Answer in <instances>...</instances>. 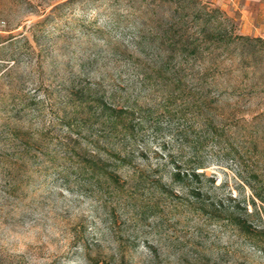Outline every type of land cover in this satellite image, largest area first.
Listing matches in <instances>:
<instances>
[{
  "label": "rangeland",
  "instance_id": "374dc122",
  "mask_svg": "<svg viewBox=\"0 0 264 264\" xmlns=\"http://www.w3.org/2000/svg\"><path fill=\"white\" fill-rule=\"evenodd\" d=\"M67 1L0 0V264H264V243L231 221L264 214L248 183L257 173L264 185V60L250 67L233 46L219 69L172 60L167 72V52L111 29L109 0H78L61 17ZM211 7L246 35L238 14ZM72 84L138 110L135 136L109 146L129 161L102 151L119 183L73 153L107 147L95 119L59 121ZM183 162L206 166L200 201L170 178Z\"/></svg>",
  "mask_w": 264,
  "mask_h": 264
},
{
  "label": "trees",
  "instance_id": "16d2710c",
  "mask_svg": "<svg viewBox=\"0 0 264 264\" xmlns=\"http://www.w3.org/2000/svg\"><path fill=\"white\" fill-rule=\"evenodd\" d=\"M78 0H68L56 7L61 9L59 16L66 17L75 8L70 5ZM100 2L106 0H85ZM111 4L109 22L113 23L111 29L124 25V31H131L139 44L149 42L155 48L169 55V61L163 64L164 71L172 60L176 61L174 70H180L184 62H208L207 72L219 69L218 60L223 55H228L229 50L241 48L242 58L247 65L252 66L253 61L260 57L264 60V39L250 35H242L234 28H229L218 19L222 14L220 8H212L211 2L203 0H109ZM158 43V44H156ZM179 66V67H178ZM176 71V70H175ZM166 72V73H167ZM177 75V74H176ZM172 81V91L183 92V79L178 75ZM170 82V81H169ZM210 85V83H209ZM204 86V85H203ZM208 86V85H207ZM115 91L107 93L101 91L98 86H91L76 90V85L64 94L62 101V114L58 118L61 124L72 129L80 127L83 123L95 119L104 129L106 149L96 146V155L87 157L83 150L73 153L81 159V165L85 170L92 171L96 177H109L113 182L119 183L117 170H110L111 165L105 162L102 151H109L111 156L120 162L117 167L125 165L129 161L127 152L109 148L120 140L132 139L136 133L135 115L137 108L129 104L116 103ZM191 104H196V94L192 95ZM208 103V102H206ZM204 103V104H206ZM100 143V142H99ZM108 145V146H107ZM87 152V149H86ZM206 166L203 162L176 163L170 174L172 182L183 184L189 193L197 200L203 198V183L206 178L205 171H199ZM259 184L248 182L253 193L263 206L264 213V185L258 180L259 175L253 176ZM214 183V180H210ZM162 188H165L162 186ZM206 193V192H205ZM256 204V202H255ZM232 223L242 232L253 236L254 239L264 243V225L258 228L254 225L253 217H259L264 223V214L256 210L249 213H233Z\"/></svg>",
  "mask_w": 264,
  "mask_h": 264
},
{
  "label": "crops",
  "instance_id": "0c3cea01",
  "mask_svg": "<svg viewBox=\"0 0 264 264\" xmlns=\"http://www.w3.org/2000/svg\"><path fill=\"white\" fill-rule=\"evenodd\" d=\"M240 18L241 32L264 39V0H207Z\"/></svg>",
  "mask_w": 264,
  "mask_h": 264
}]
</instances>
